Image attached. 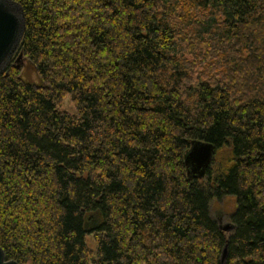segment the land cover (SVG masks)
Instances as JSON below:
<instances>
[{
	"label": "trees",
	"instance_id": "1",
	"mask_svg": "<svg viewBox=\"0 0 264 264\" xmlns=\"http://www.w3.org/2000/svg\"><path fill=\"white\" fill-rule=\"evenodd\" d=\"M13 1L24 34L22 60L0 73L6 258L221 264L226 245L224 264H264V0ZM195 138L221 152L206 178L186 173ZM226 195L230 232L209 209Z\"/></svg>",
	"mask_w": 264,
	"mask_h": 264
},
{
	"label": "water",
	"instance_id": "2",
	"mask_svg": "<svg viewBox=\"0 0 264 264\" xmlns=\"http://www.w3.org/2000/svg\"><path fill=\"white\" fill-rule=\"evenodd\" d=\"M24 34V14L22 7L13 0H0V73L5 70L13 60H20L22 52L19 51L21 40ZM214 144L203 139H192L190 147L184 155L186 173L189 177L202 178L210 165ZM219 229L230 232L234 224L230 221L221 225ZM227 254L226 245L221 252V264L225 263ZM0 264H20L14 259L6 258L0 246Z\"/></svg>",
	"mask_w": 264,
	"mask_h": 264
},
{
	"label": "rangeland",
	"instance_id": "3",
	"mask_svg": "<svg viewBox=\"0 0 264 264\" xmlns=\"http://www.w3.org/2000/svg\"><path fill=\"white\" fill-rule=\"evenodd\" d=\"M22 59H20L21 61ZM19 61L15 62L18 63ZM23 65V74L25 77L34 79V74L27 63L26 60L22 61ZM61 108L64 110H67L69 112H73L74 107L73 104L69 101V98L66 97L63 101V104L61 105ZM214 164L212 166V172L217 168L218 162L221 159V152L217 153V155H214ZM206 178V177H204ZM234 199L231 195H226L221 198H215L212 197L209 201V209L212 214V216L215 218L217 223H220L221 225H224L227 222H230V214L234 209Z\"/></svg>",
	"mask_w": 264,
	"mask_h": 264
}]
</instances>
